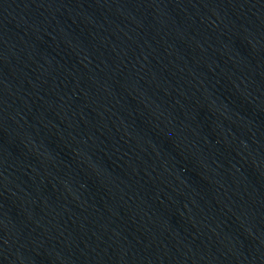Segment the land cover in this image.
I'll return each mask as SVG.
<instances>
[{
    "label": "water",
    "instance_id": "95a60500",
    "mask_svg": "<svg viewBox=\"0 0 264 264\" xmlns=\"http://www.w3.org/2000/svg\"><path fill=\"white\" fill-rule=\"evenodd\" d=\"M108 264H264V0H127Z\"/></svg>",
    "mask_w": 264,
    "mask_h": 264
}]
</instances>
